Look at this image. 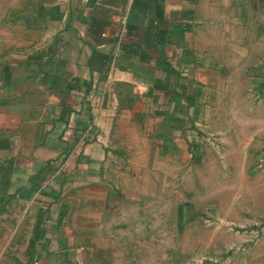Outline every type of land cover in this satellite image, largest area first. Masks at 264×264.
I'll return each mask as SVG.
<instances>
[{
  "label": "crops",
  "instance_id": "obj_1",
  "mask_svg": "<svg viewBox=\"0 0 264 264\" xmlns=\"http://www.w3.org/2000/svg\"><path fill=\"white\" fill-rule=\"evenodd\" d=\"M249 66H264V0H0V83L35 101L25 124L0 109V264L13 244L23 264H124L114 201L167 193L205 124L206 74Z\"/></svg>",
  "mask_w": 264,
  "mask_h": 264
},
{
  "label": "rangeland",
  "instance_id": "obj_2",
  "mask_svg": "<svg viewBox=\"0 0 264 264\" xmlns=\"http://www.w3.org/2000/svg\"><path fill=\"white\" fill-rule=\"evenodd\" d=\"M206 76L205 124L187 163L173 167L168 192L114 201L125 204L129 223L115 229L127 239L124 264H264V66L211 68ZM15 86L0 83V109L12 103L25 124L35 101L20 99ZM152 200L162 201V213L145 207ZM11 246L3 264H23Z\"/></svg>",
  "mask_w": 264,
  "mask_h": 264
},
{
  "label": "built area",
  "instance_id": "obj_3",
  "mask_svg": "<svg viewBox=\"0 0 264 264\" xmlns=\"http://www.w3.org/2000/svg\"><path fill=\"white\" fill-rule=\"evenodd\" d=\"M74 153L76 152V150L73 151Z\"/></svg>",
  "mask_w": 264,
  "mask_h": 264
}]
</instances>
